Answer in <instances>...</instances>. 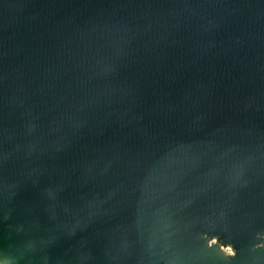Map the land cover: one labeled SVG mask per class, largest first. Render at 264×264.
<instances>
[{
  "label": "water",
  "instance_id": "obj_1",
  "mask_svg": "<svg viewBox=\"0 0 264 264\" xmlns=\"http://www.w3.org/2000/svg\"><path fill=\"white\" fill-rule=\"evenodd\" d=\"M0 264H264V0H0Z\"/></svg>",
  "mask_w": 264,
  "mask_h": 264
}]
</instances>
